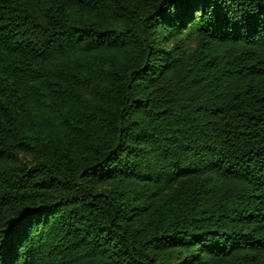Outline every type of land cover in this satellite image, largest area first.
<instances>
[{
	"label": "trees",
	"instance_id": "1",
	"mask_svg": "<svg viewBox=\"0 0 264 264\" xmlns=\"http://www.w3.org/2000/svg\"><path fill=\"white\" fill-rule=\"evenodd\" d=\"M262 8L0 0V264H264Z\"/></svg>",
	"mask_w": 264,
	"mask_h": 264
},
{
	"label": "snow or ice",
	"instance_id": "2",
	"mask_svg": "<svg viewBox=\"0 0 264 264\" xmlns=\"http://www.w3.org/2000/svg\"><path fill=\"white\" fill-rule=\"evenodd\" d=\"M164 2L168 5V9H171L172 6H175V10L178 14L190 16L192 19L196 18V13L199 9H202V15L200 17L201 19H203L204 15L208 14L209 0H164ZM233 3H235V0H233ZM219 7L222 8V3L219 4ZM261 13L264 14V8L261 9ZM254 19L255 17L249 14L239 17H229L227 15V10H223L215 12L212 16V19L207 23L213 27H225L228 24H232L233 27L247 26ZM25 222V217L22 216L15 225L10 226V230L11 228L19 229L20 227H23Z\"/></svg>",
	"mask_w": 264,
	"mask_h": 264
}]
</instances>
